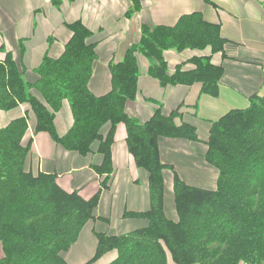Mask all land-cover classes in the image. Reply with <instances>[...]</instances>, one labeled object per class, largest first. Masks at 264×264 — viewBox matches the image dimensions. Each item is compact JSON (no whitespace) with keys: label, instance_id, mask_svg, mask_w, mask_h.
<instances>
[{"label":"trees","instance_id":"trees-1","mask_svg":"<svg viewBox=\"0 0 264 264\" xmlns=\"http://www.w3.org/2000/svg\"><path fill=\"white\" fill-rule=\"evenodd\" d=\"M130 1L128 18L141 9V0ZM65 25L71 37L61 54L45 53L33 67L24 63L25 39L16 51L0 44V111L28 106L24 115L0 125V264H69L65 254L95 218L99 201L100 191L84 199L77 190L61 188L56 174L32 170L31 142H23L31 120L34 133L47 132L55 143L81 155L97 143L102 163L93 167L105 175L100 190L108 187L111 146L116 126L123 123L127 150L148 176V208L122 215L144 224L122 234L95 233V253L83 264H264V95L254 93L247 107L207 121L204 139L200 119L182 111L184 103L164 114L156 101L144 122L127 112L140 94V57L148 60L146 72L162 88L199 83L203 94L216 96L224 67L213 63L212 55L230 59L236 43L199 12L180 16L173 26L141 24L136 41L108 65L110 90L96 95L89 88L97 57L96 43L89 41L92 32L80 19ZM187 49L209 53L170 69L164 52ZM260 64L264 68V59ZM65 105L71 124L59 133L56 118ZM160 138L204 143L203 157L217 170L215 188L181 179L172 164L162 161ZM165 171L171 174L174 217L165 210Z\"/></svg>","mask_w":264,"mask_h":264},{"label":"crops","instance_id":"crops-1","mask_svg":"<svg viewBox=\"0 0 264 264\" xmlns=\"http://www.w3.org/2000/svg\"><path fill=\"white\" fill-rule=\"evenodd\" d=\"M214 8L204 0H141V9L130 18L124 14L130 0H0V44L5 50L16 51L18 41L25 39L24 63L37 65L45 53L58 57L64 44L71 37L65 24L80 19L92 32L90 42L96 43V61L93 65L89 88L96 95L110 90L111 75L108 65L122 58L129 46L136 41L141 24L173 26L178 18L199 12L209 22L219 23L221 34L236 43L230 59L220 53L212 55L215 64H223L224 74L216 96L203 94L201 85H176L162 88L159 82L147 74L148 62L140 57V94L127 105L129 115L140 122L146 121L160 102L164 114H169L179 104L182 111L196 113L198 128L204 139L207 121L215 120L234 108L249 105L248 97L254 93L264 95V0H212ZM209 53L187 49L182 52L168 50L164 57L173 67L196 54ZM4 54L0 52V59ZM145 97L152 98V103ZM151 100V99H150ZM28 108L21 104L7 111H0V125L24 115ZM71 124L68 106H63L56 118V128L64 133ZM60 127V130L59 128ZM107 126L103 128V132ZM126 128L116 126L111 146L113 172L108 187L100 190L105 175H98L93 166L102 163V155L93 151L81 155L55 143L47 132H33V120L29 122L23 142H31L29 166L56 174L57 182L64 190H77L84 199L92 198L100 191L94 211L81 230L77 241L69 248L65 258L69 264H83L95 253V233L122 234L144 224L141 219L123 218L124 211H143L149 206V185L146 172L138 168L127 150ZM160 156L163 162L172 164L186 183L213 189L217 170L203 157L205 145L180 138H160ZM165 210L174 217L171 202V174L165 171ZM169 191V196H168Z\"/></svg>","mask_w":264,"mask_h":264},{"label":"rangeland","instance_id":"rangeland-1","mask_svg":"<svg viewBox=\"0 0 264 264\" xmlns=\"http://www.w3.org/2000/svg\"><path fill=\"white\" fill-rule=\"evenodd\" d=\"M200 52V51H199ZM147 62H148V60L145 58V57H143ZM143 69V67L141 68V70ZM59 128V130H60V127H58ZM168 196H169V191H168ZM168 203H171V202H168Z\"/></svg>","mask_w":264,"mask_h":264}]
</instances>
